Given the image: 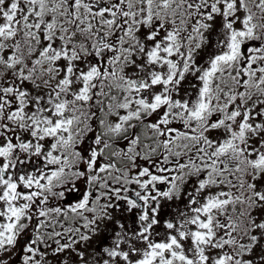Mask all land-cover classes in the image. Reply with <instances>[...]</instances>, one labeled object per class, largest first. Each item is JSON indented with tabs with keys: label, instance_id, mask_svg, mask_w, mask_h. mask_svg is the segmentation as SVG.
Returning <instances> with one entry per match:
<instances>
[{
	"label": "snow or ice",
	"instance_id": "obj_1",
	"mask_svg": "<svg viewBox=\"0 0 264 264\" xmlns=\"http://www.w3.org/2000/svg\"><path fill=\"white\" fill-rule=\"evenodd\" d=\"M0 264H264V0H0Z\"/></svg>",
	"mask_w": 264,
	"mask_h": 264
}]
</instances>
